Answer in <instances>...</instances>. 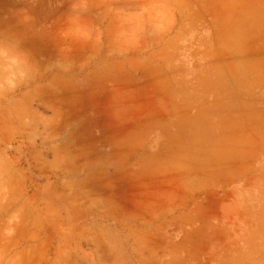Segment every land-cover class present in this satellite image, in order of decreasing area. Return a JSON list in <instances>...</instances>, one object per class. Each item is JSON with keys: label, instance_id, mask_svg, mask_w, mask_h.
<instances>
[{"label": "rangeland", "instance_id": "rangeland-1", "mask_svg": "<svg viewBox=\"0 0 264 264\" xmlns=\"http://www.w3.org/2000/svg\"><path fill=\"white\" fill-rule=\"evenodd\" d=\"M263 98L264 0H0V264H264Z\"/></svg>", "mask_w": 264, "mask_h": 264}, {"label": "crops", "instance_id": "crops-1", "mask_svg": "<svg viewBox=\"0 0 264 264\" xmlns=\"http://www.w3.org/2000/svg\"><path fill=\"white\" fill-rule=\"evenodd\" d=\"M264 99V98H263ZM251 102H255V104H253L254 106V115H255V125L258 127L259 129V134L264 135V101L258 105L257 101L251 99ZM262 143H260V147H262V149L264 148V140L261 141ZM264 151V150H263ZM262 151V154H264ZM264 167V164H263ZM264 213V212H263Z\"/></svg>", "mask_w": 264, "mask_h": 264}, {"label": "bare ground", "instance_id": "bare-ground-1", "mask_svg": "<svg viewBox=\"0 0 264 264\" xmlns=\"http://www.w3.org/2000/svg\"><path fill=\"white\" fill-rule=\"evenodd\" d=\"M156 9V8H155ZM153 10V9H152ZM157 11V10H156ZM14 64V63H13ZM19 67V66H18ZM13 70H14V68H13ZM12 136V135H11ZM1 159V158H0ZM1 162V161H0ZM7 164V163H6ZM4 166V165H3ZM7 167H5V169H6ZM3 168L1 167V170H2ZM4 169V170H5ZM3 172V171H2ZM7 172H8V170H7ZM0 174H1V172H0ZM7 173L5 172V174L4 175H6ZM2 175V174H1ZM6 183V182H5ZM186 185V184H185ZM14 191V190H13ZM2 200V199H1ZM13 201V200H12ZM0 202H2V201H0ZM10 202H11V200H10ZM1 204V203H0ZM139 204V203H138ZM2 205V204H1ZM4 207V206H3ZM0 209H3V208H0ZM5 209H6V207H5ZM5 212V211H4ZM3 212V213H4ZM21 220H23V219H21ZM20 222V221H19ZM18 222V223H19ZM25 223V222H24ZM26 224V223H25ZM37 225V224H36ZM20 226V225H19ZM25 227V226H24ZM18 231H19V229H18ZM17 233V232H16ZM16 237V236H15ZM32 237V236H31ZM12 238V237H11ZM29 238V237H28ZM27 239V238H26ZM13 240V239H12ZM29 248V247H28ZM24 250V249H23ZM33 253V252H32ZM31 254V253H30ZM21 255V254H20ZM20 255H18V256H20ZM21 257V256H20ZM30 258V257H29ZM20 260V259H19Z\"/></svg>", "mask_w": 264, "mask_h": 264}]
</instances>
